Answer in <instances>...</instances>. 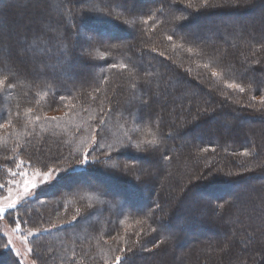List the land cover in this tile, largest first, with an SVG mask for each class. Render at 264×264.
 Listing matches in <instances>:
<instances>
[{
	"label": "trees",
	"instance_id": "16d2710c",
	"mask_svg": "<svg viewBox=\"0 0 264 264\" xmlns=\"http://www.w3.org/2000/svg\"><path fill=\"white\" fill-rule=\"evenodd\" d=\"M76 2L78 0H0V22L13 24L17 20L15 31L17 34L23 32L22 37L0 40V81H3L0 84V103L7 105L9 110L4 115L0 114V125L4 121L13 125L4 137L6 130L0 129V181H8L9 169L14 170L19 161L33 165L38 159L58 158L63 153L65 155L61 158L66 165H59L65 168L79 161L90 148L94 152L90 162L95 157L100 160L103 151H110L108 156L113 160V168L118 169L125 162H130L135 168L138 165L140 172L143 170L151 177L152 191L158 186L165 187L167 194L157 192L144 201L136 181L101 174L115 195L101 187H86L68 191L63 196L58 195L57 190L55 195L47 198L41 193L52 186H46L38 190L34 198L9 209L5 219L11 226L20 224L23 230L48 227L49 231L34 235L31 245L38 250L43 236L59 240V247L53 249L51 264H112L115 255H121V264L124 256L131 257L129 264H201V257L195 263L192 260L194 252H200L202 257L208 254L212 259L213 253L222 254L218 247L222 240L228 241L227 253H237L241 244H252L246 237L264 223L263 185L252 191L246 187L251 179L264 181V118L261 117L264 115V19L252 17L250 13L264 4V0H247V4L239 8L217 6L224 4V0H210L211 6L208 7H205L204 0H137L134 14L118 6L119 1L107 0L105 6L98 4L95 7L98 14L90 21L86 16L83 18L82 8L72 9ZM111 11L127 16L128 20L136 22L135 26L125 24V27L115 21L108 16ZM27 13L34 18H24ZM149 14L152 19H149ZM47 15L50 18L47 19ZM181 16L187 19L178 20L177 17ZM81 20L91 31L112 38L95 37L91 42L96 41V47L90 51L94 53L95 60H85V65L79 66L74 62L79 59L77 49L82 44H75L72 38L74 22ZM2 32L8 33L7 29ZM168 36L173 39L169 41ZM139 41L148 44L144 50L136 48L135 42ZM104 46L111 49L105 51ZM188 48L193 51L188 52ZM22 54L28 56L26 64L18 57ZM107 62L110 65L101 68ZM91 66L97 72L89 79L87 72ZM73 68L76 76L70 77L68 75ZM213 71L219 75L213 76ZM192 74L197 79L201 77L212 82L216 90L197 85ZM233 83L244 91L229 88L228 85ZM219 91L229 98H245L256 109H263L261 115L236 113L237 109L249 112L252 108L235 106L227 101L220 111L213 109L215 100L220 99ZM153 93L159 95L154 96ZM68 109L71 110L68 119H49L42 115L44 110ZM215 115L229 123L224 130L215 128L216 139L209 137L212 131L206 126H193L189 134L184 133L185 122L190 118L201 121ZM244 117L256 122L246 131L253 138L254 149H247L251 144L250 138L240 142L245 135L238 121ZM74 118L77 119L72 120ZM40 124L48 126L41 127ZM18 127L23 130L19 146L16 145L18 139L14 140ZM141 128L147 130L143 133L146 141L153 137L160 141L155 148L146 141L140 142L139 149L135 146L138 143L135 136ZM84 133L91 138L94 136V139L81 145L80 135ZM223 135L232 137L230 143L220 141ZM47 142H54V149L51 148L49 153L39 154L36 150L33 153L36 146H46ZM190 146L199 152L193 160H190L187 150ZM245 150L248 156L243 155ZM35 154H38V159H33ZM237 156L253 164L260 160L261 167L249 172L238 170ZM89 165L90 169L96 163ZM198 167H202L200 174ZM85 171L77 173L80 175ZM209 171L212 173L210 178L200 179ZM162 172H165L166 182L162 180ZM184 174H188L187 186L176 194L182 181L180 177ZM59 182L54 190L49 189L48 192L52 193L61 186ZM241 182L247 189L241 192L240 197L231 196ZM137 201H144V204L137 206ZM201 202L207 208L196 216ZM89 203L96 204L92 213H97L101 222L94 231L90 225L95 223L90 220L82 229L74 231L71 230L81 220L58 223L70 210L80 205L85 208ZM88 212L84 209L80 216L84 218ZM39 222L43 224L38 225ZM203 226L220 235L202 236L195 240L193 230ZM191 240L186 252L188 263L184 262V256L183 260L175 262L176 250L188 247ZM75 241L81 244L76 246ZM5 243L6 239L0 233V263L7 258L13 264H21L10 247H2ZM128 248L131 253L120 251ZM254 248H258L256 242ZM91 251L93 254L89 255ZM239 251L237 254H250L256 264L264 263H260L264 251H260L258 256L250 250ZM84 252L86 254L81 256ZM219 257L221 264H226L221 260L222 256Z\"/></svg>",
	"mask_w": 264,
	"mask_h": 264
},
{
	"label": "rangeland",
	"instance_id": "374dc122",
	"mask_svg": "<svg viewBox=\"0 0 264 264\" xmlns=\"http://www.w3.org/2000/svg\"><path fill=\"white\" fill-rule=\"evenodd\" d=\"M98 1H99V3H98ZM114 1L118 2L119 0H114ZM106 2H107V0H97V1L96 0H78V2L72 4V9H80V8H82V10H84L83 11V18L86 16L87 19L90 21V20L94 19V17H96L97 14H98L96 12L95 7L98 6V4H102L103 6H105ZM90 3H92V4H90ZM250 14H251L252 17H255V18L263 17V19H264V4H261V6H258L257 8H255V10H253ZM108 16L113 18V19H115V21L120 22L125 27H127L126 26L127 24L125 25L123 23V21L128 20L127 16L119 15L118 13L115 14L114 11L109 12ZM139 16H141V15L139 14ZM26 17L34 18V17H30L29 13L24 15V18H26ZM117 17H119V20L117 19ZM46 18L47 19L50 18V15H47ZM75 19H77V18H75ZM16 22H17V20L13 24L12 23H8V22L5 23V24H2L0 22V32H2L3 29H5V30L7 29V32L11 31V29H14V30H12L13 32H11L12 33V38L15 39V38H19V36L22 37L23 36L22 35L23 32L21 34L20 33L17 34V31H15ZM87 26L88 25H86L85 22L83 23L82 20H81V22L75 21L74 22V26H73V27H75V28H73L74 37L72 38V41L75 44L81 43L82 46L84 48H86L87 51H89V52L90 51L92 52V50L96 47V41L90 42L89 39H88L89 37H91L92 40H94L95 37L96 38H104V39H111L112 38V37H107V35H104L102 33L97 34L96 32L91 31V29H89ZM206 26H207V24H206ZM77 29H78V31H77ZM125 31L127 32L128 30H125ZM119 40L120 39L117 38L116 41L119 42ZM97 41H99V39H97ZM84 42H85V44L83 45ZM23 43L26 44L25 40L23 41ZM146 45H148V44H143L141 41L135 42V46L138 49V51L144 50V48H146L145 47ZM32 46H34L33 43H32ZM82 46L79 49H77V57H79V59L75 60L74 65H76V64H79V66L81 64L85 65V60L86 61L87 60L88 61L95 60L94 53H91V57L90 58H85V57H83L81 55ZM103 49L105 51H108L111 48L104 46ZM9 50H11V49H9ZM0 52H1V49H0ZM138 53H140V52H138ZM18 57L20 58V60L23 63H25V64L27 63V57H28L27 55L22 54V55H18ZM10 59L12 60V58H10ZM173 64L176 65V68H179L178 64H176L174 62H173ZM28 65L29 66L31 65L30 62H28ZM109 65H110L109 62H107L106 65L105 66L102 65L101 68L105 69ZM100 70L101 69H99V71ZM94 72H97V69L93 68L91 66L89 68L88 72H87V77L89 79H91V77L94 75L93 74ZM66 74L67 73H65V75ZM85 74L86 73L83 74V77H85ZM68 76H70V77L71 76H76V69L75 70H74V68L71 69ZM192 79H194L197 82V85L201 84V85H204L205 87H207L209 89L216 90L215 87L213 86V83L207 81L206 79L203 80L201 77L199 79H197V78H195L194 74H192ZM124 91H125V89H123L122 93ZM86 92H87V94H89V90L86 91ZM86 92H85V94H86ZM218 95H219L220 99L219 100L218 99L215 100L217 102H215L214 105H213V109H215L217 111H220V107H222V106L225 107V104H227V103H225V101H227L229 104H232V105H235V106H242L243 105V106H246L247 108H252V110L248 109L249 112H247V111H245L243 109L242 110L241 109H237V110L235 109L236 113H243V114H248L249 113L252 116L259 117L261 115L260 112H262V110H263V109L262 110L256 109L255 105L252 104V103H247L245 98H242L240 100L236 99V98H229L223 93V91H219ZM71 101H73V100H71ZM238 103H240V104H238ZM111 105L113 106V105H115V103H111ZM158 108L159 107H157L156 110ZM7 111H9L7 105H5L4 103H0V114L4 115ZM70 111H71L70 109H68L66 111L51 110L49 112H47V111L45 112V110H44L42 115L48 117L49 119H57V118L68 119V117L71 116V112ZM255 111H258L259 114H256ZM38 112L41 113V110L39 109ZM118 112H119V110H118ZM261 117L264 118V115H261ZM39 118L41 119V117H39ZM219 118L215 115V116H212L209 119L199 121V120L194 119V117H192V118H190L189 120H187L185 122V126H187V127H186L184 133L185 134H189L190 128H192L193 126H196V127L198 126V128H200L199 126H206L212 131L211 132L212 136H209V137H212V138L216 139V137H214L215 134L213 133V132H215V128L219 127V128L224 130V128L227 125H229L228 120H225L223 117H219ZM75 119H77V118H74L72 120H75ZM192 119L194 121H192ZM254 121H255L254 119L251 120L248 117H244L241 121H238V125H241L243 133L245 135V137L240 138V142L244 143V139L245 138L247 140H249L250 135L246 131H248L249 128L253 127V125L256 123ZM23 124L25 125L24 121H23ZM40 125H41V127L48 126L47 124H44V125L40 124ZM9 126L11 127L10 130H8ZM58 126L59 127H63V125H58ZM12 127H13V125H9L7 121L1 122L0 129L6 130L3 133L2 136L4 137L5 135H7L11 131ZM21 127H22V125H21ZM196 127H194V128H196ZM146 131L147 130L141 128V130H139V132H137V134L135 136V139L138 142L146 141L144 139L145 136H143V133H146ZM22 133H23V130H20V128L18 127L16 133L14 134V135H16V138H14V140L18 139L17 144H16L17 146H19L21 144L19 139H21ZM87 134L88 133H84V134L80 135L81 136L80 137L81 145L86 144L88 142L90 143L91 140L94 139V136H92V138H91V136H87ZM63 137L66 138V136H63ZM76 140H78L77 137H76ZM231 140H232L231 136H227V138H226V136H224V135L220 139V141L224 142V143H230ZM252 140H253V138H250L249 143H251V144H250L249 147H247V149H251V148L254 149ZM5 143L6 142H4V144ZM254 144H255V142H254ZM53 145H55L54 142H47L46 146H43V145H40L41 147L36 146L34 148L33 153H35V150L39 151V154L47 153V152L49 153V151H51V148L54 149ZM255 145H256V148L259 147L257 143ZM187 150H189L188 153H190V160L191 159L192 160L195 159L197 154L199 153V152L196 151L195 148L192 149L191 146L188 147ZM219 150H221V149H219ZM219 150L217 149V151H219ZM246 151L247 150H245V152ZM87 153H88V159L89 158L92 159L93 154H94L93 150H91L89 148V151H87ZM109 153H110V151H106V152L103 151L102 152V157L100 159L101 162L100 163H96V165L94 167H91L90 169H89V166H90L89 164L88 165H83V166H77L78 165V161L73 163V164H71V165H69V166H66L65 168H62L59 164L61 163L62 166L63 165L65 166L66 163L62 161L61 156L63 155V153L61 154V152H60L61 156H59L58 158H56L54 156H48V157H45L42 161H40L37 158L38 154H35L33 159L37 158L38 160H37L36 164H33V165H31V164H29L27 162L19 161L17 165H20V167H16L14 170H11L8 181L7 182L5 181L4 183L0 181V185H4V187L2 189H0V206H2V205H4V204L9 202L8 200L4 199V197H6V196H8L12 200H15L17 198L18 192H21L23 190L24 184L27 183V182L35 181L37 183V188H35L33 190L34 195L29 197L28 199L34 198L36 196V194L39 193V191L45 189L44 187L47 186V188H48L49 186L47 184H45V182L41 179V177L43 176V174L45 172H47L49 170H51L53 172V179L50 181V184L52 185V187L49 188V189H53V188L55 189V186L58 183H60L59 181H61V186H59L58 188L56 187L57 189L55 191H53L52 193L48 192L49 189H47L45 192L41 193V196L47 195L48 196L47 198H51L52 194L55 195V193H57V190H59L58 191L59 192L58 195L63 196L65 194H67L68 191H75L76 189L79 191V190H82V189H86V187H92V188L94 187L96 189H97V187H101V189L104 188L109 194H114L113 191H111L110 188H108L109 187L108 183L105 182L102 179L101 176L103 174H106L107 176L116 175V177H118L119 179L131 180L132 182L136 181L137 184H139V186H140L142 194L144 195V201H145V199L148 201L150 199V197H153V194L157 195L158 194L157 192H159L162 195L165 194V193L167 194V192H166L167 190L165 189V187L164 188H162V187L160 188L158 186L156 189H154L152 191V186H151L152 184H151V181H150L151 177H148L149 174L148 173L146 174V172L143 171V170L140 172V170H139L140 166H138V165H137L136 168L135 167L134 168H132V167L130 168L129 167V168L125 169L124 165L132 166L130 164V162H125L124 164L121 163L122 165H120L121 167H119L118 169L113 168L112 165H111V162L113 160H109V156H108ZM3 159H5V158H2L1 160H3ZM235 160H236V163H237L236 169L241 170V171L247 170V172H249L250 170H252L254 168H260L261 167L260 160L257 163H254V164H253L252 161H247L246 162L241 156L240 157L239 156L235 157ZM21 162H23V163L21 164ZM182 168H183V166L180 168V171H182ZM201 168L202 167H198L197 172L199 174L201 173V171H200ZM65 170H69V171L66 172ZM80 170H83V171L87 170V171H85V172H83V174L79 175L77 172L80 171ZM57 171L60 173L61 176H57L56 175ZM13 172L20 173V174H18L16 176H13L12 175ZM164 173L165 172H162L161 176H163ZM151 174H152V171H150V175ZM187 175L188 174H184V175H182L180 177V180H182V181H180L178 186H177L178 189L175 191L176 194H179L180 191L182 189L184 190V188L187 186V179H188ZM193 175H194V173H193ZM137 177H139V181H138ZM165 179H167V177L163 176L162 180H164L166 182ZM164 181H163V183H164ZM262 185H263V188H264V181L262 179H251V181L246 185V187H248V189H250V191H252V190L255 189V187H258L256 189H259ZM244 186H245L244 182H241L239 184V186L237 187L236 191L233 192L231 196L240 197L241 192L244 191L245 188H246ZM41 188H43V189H41ZM23 201L24 200H21L20 203L23 202ZM144 201H141V203L137 201V203L135 205H137V206L140 205L141 206V205L144 204ZM132 202H134V201H132ZM20 203H18V204H20ZM37 205H39V201L37 202ZM37 205H34V206H37ZM94 206H96L95 203H89V204L86 205L85 208L82 205L77 206L78 208H76V209L74 208V209L70 210V212H68L67 216L65 218H61V220H59L58 223H60L61 225L62 224H66L69 221H72L73 216H75L76 217L75 223L77 221H79V220H81V222L78 223V226L75 229L71 230V231L82 229L83 226L86 225L89 220L91 222L95 223V224L90 225V227L92 226L91 229L94 231V229L98 227L99 223H101L99 221V219H98L99 217L97 216V213H92L93 211H95V207ZM98 208H101V207L98 206ZM205 208H207V205H204V203L201 202L200 208L197 210V213L195 215L199 216V214H201L204 211ZM84 209L89 210V212H90V213L88 212L89 216L86 215V217L88 216L87 218L86 217L83 218V217L80 216ZM5 216H6V213L2 217H0V233L3 234V236L5 237L6 243L9 240L12 241V244L9 247L11 249V252L14 255H16L17 251H20L22 253L25 252L28 247H31L33 249V246L31 245V239L34 237V235H37L39 232L44 231L43 229H47L48 228V227H45V226H41L40 228H37V229H40L41 231L37 232V229H35V228L32 229V230H23L22 226L19 224V226H20L19 230H15L14 231V229H16L17 225L16 226H11L9 224L8 220L5 219L6 218ZM42 224H43V222H39L38 223V225H42ZM100 226H101V228H103V225H100ZM205 228L206 227L203 226L202 228L195 229V231L193 230V232H194L193 233V235H194L193 237H194L195 240L201 238L202 236L216 237V236L220 235V234H215V232H213V231H210L209 227H208L209 230H207ZM218 229H220L219 226H218ZM30 231L33 232L34 235L29 236L28 233ZM25 236H27V242H25V240H24ZM67 240L69 242H71L70 238H67ZM191 243H192V240H191V242H189L188 247H186L184 249L180 248V250H176L174 259L173 258L172 259L175 262H179L180 259L183 260V256H184V259H185L184 262L188 263V262H186V252H187V249L191 246ZM75 244H76V246H79L81 243L79 241H75ZM227 244H228V241H223L222 240L218 244V247L222 249V254L218 253V252H215L211 256V257H213L212 259L210 258V256H208V254L206 256L202 257L203 254H201L200 252L196 251V252H194V258L192 260L195 263V261L199 257H201V262H200L201 264H204V263H206V264H221L220 257H219L221 255L222 256L221 260L224 261L226 264L230 263L228 261H231L232 264H236V263L239 264L241 260L247 261V262H249L251 264H256L255 262H257V261L256 260H252L249 257L250 254H247V256H246L245 254L240 255V254H237V253H240L239 250L243 251V253L244 252H248L250 250V251H253L254 256H258V254L261 251L258 240L256 241V244H258V248L257 249L254 248V242L252 244H248L247 246H244V245L241 244V246H239V247H238V243H237V247H238L237 253H235L233 251H231V253L230 252L227 253V250H228V245ZM37 247H38V250L33 249V252L30 253V254L22 255V256H19V257L17 256L19 261L21 262V264H33V261H35V264H51V261L53 260V249L59 247V240L51 239L50 237L43 236L40 239L39 244H38ZM83 247L87 250L86 245L85 246L83 245ZM84 254H86V253L85 252L82 253L81 256H83ZM91 254H93V251H91L89 253V255H91ZM170 257H173L172 254H170ZM259 259L260 258L258 257L257 260H259ZM261 262H264V254H263V256H261L260 263ZM0 264H13V262L8 260L7 258H3L2 262ZM261 264H264V263H261Z\"/></svg>",
	"mask_w": 264,
	"mask_h": 264
},
{
	"label": "snow or ice",
	"instance_id": "6c2138e0",
	"mask_svg": "<svg viewBox=\"0 0 264 264\" xmlns=\"http://www.w3.org/2000/svg\"><path fill=\"white\" fill-rule=\"evenodd\" d=\"M136 3L137 0H119L118 6H122L125 8L126 11H129L131 14L135 13L136 10ZM247 4V0H224V4L221 5H217V6H228V7H235V8H239L242 7L244 5ZM204 5L205 7L211 6L210 0H204ZM131 6V7H129ZM86 14V13H85ZM117 19L119 20V17H117ZM149 19H152L151 14H149ZM178 20H186V17H177ZM124 24H128L131 26H135V21L133 20H125L123 21ZM145 23H147V21H145ZM12 37V33L11 31H9L7 34L0 32V40H4V39H8L11 40ZM66 39V37H65ZM89 41H92V38L89 37L88 38ZM167 39L169 41H171L173 39L172 36H168ZM115 47V46H113ZM188 52H192L193 49L192 48H188L187 49ZM81 55L85 58H90L91 57V52L87 51L86 48H84L82 46L81 48ZM161 55H163V53H161ZM113 67H117V65H113ZM120 67H126V65H121ZM205 68L208 67V65H204ZM213 76H218L219 73L213 71L212 72ZM0 84H3V81H0ZM149 88L151 87V83L150 81L148 82ZM133 87H135V85H133ZM229 88H238L239 91L243 92L244 88L240 87L238 84H229L228 85ZM153 95H159V93H153ZM61 99H64L63 96L60 97ZM144 103H147V101H144ZM206 111V109H205ZM170 135V134H169ZM147 144H149L150 146H152L153 148H155V146H157L160 141H158L155 137H153L152 140L146 141ZM138 149L141 148V143L138 142L135 145ZM107 147L111 148V145H108ZM147 150V149H145ZM243 155L248 156L249 153L246 151L243 153ZM165 159H168V157H164ZM101 161L99 160V157H95L93 158V160L90 162L88 159V153H85L82 158L78 161V165L77 166H83V165H88L90 163L95 164V163H100ZM23 162H21L22 164ZM17 167H20V165H17ZM129 167H134V166H130V165H124V168L127 169ZM9 171L11 172V169H9ZM66 172H68L69 170H65ZM20 173H15L13 172L12 175L16 176ZM57 176H61L60 173L57 171L56 172ZM212 175L211 171H209V173H207L205 176L200 177V179H208L210 178ZM41 179L45 182V184H47L49 187H51L52 185L50 184V181L53 179V172L51 170L45 172L43 174V176L41 177ZM137 179H139V177H137ZM4 187V185H0V189H2ZM37 188V183L35 181H30L24 184L23 190L21 192H18L17 194V198L15 200L10 199L8 196L4 197L5 200H8L9 202L0 206V217H2L9 209H15L17 208L18 203H20L21 200H26L29 197H31L32 195H34L33 190ZM157 207H159V205H157ZM221 208H223V205H220ZM76 217L73 216L72 221H69L68 223H72L75 222ZM19 224H17L16 229L15 230H19ZM52 227H56V225H52ZM44 231H49L50 229H43ZM152 231H155V229H151ZM41 231L40 229H37V232ZM29 236L34 235L33 232H29L28 233ZM250 243L252 242H256L258 240L259 242V246H260V250L264 251V223L261 224V226L259 228L253 229V231L246 237ZM25 242H27V236L24 237ZM12 244V241L9 240L7 243L3 244L2 247L4 248H8L10 245ZM121 252H129L131 253V249H120ZM33 252V249L31 247H28L26 249L25 252H20L17 251L16 252V256H22V255H27ZM131 257L130 256H124L123 257V264H129ZM121 260L122 257L121 255H115L113 257L112 260V264H121ZM33 264H35V261H33ZM240 264H246L245 261L241 260Z\"/></svg>",
	"mask_w": 264,
	"mask_h": 264
}]
</instances>
